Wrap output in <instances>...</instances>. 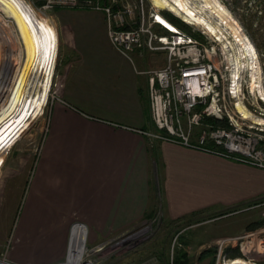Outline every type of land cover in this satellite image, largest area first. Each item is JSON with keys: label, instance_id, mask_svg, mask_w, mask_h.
I'll list each match as a JSON object with an SVG mask.
<instances>
[{"label": "crops", "instance_id": "obj_1", "mask_svg": "<svg viewBox=\"0 0 264 264\" xmlns=\"http://www.w3.org/2000/svg\"><path fill=\"white\" fill-rule=\"evenodd\" d=\"M55 13L62 14L64 25H70L66 16L83 14L88 31H96V47L90 45L92 35L74 37L76 30L61 48L58 99L50 106L26 207L13 231L8 252L12 262H59L74 221L86 224L91 246L149 221L157 210L181 231L205 223L198 216L215 206H221L217 215H222L221 210L264 194V169L148 135L156 128L146 72L164 64L162 51H150L162 55L145 59V49H134L127 59L108 42L102 11L57 7ZM45 23L57 53V32ZM21 201L18 194L7 226L2 217L10 210L0 214V246L12 232Z\"/></svg>", "mask_w": 264, "mask_h": 264}, {"label": "built area", "instance_id": "obj_2", "mask_svg": "<svg viewBox=\"0 0 264 264\" xmlns=\"http://www.w3.org/2000/svg\"><path fill=\"white\" fill-rule=\"evenodd\" d=\"M160 1L161 8L152 0H36L32 4L37 2L43 12L57 7L102 11L108 41L121 55L131 59L134 49L165 54L161 67L146 72L149 113L156 128L149 136L264 169V48L247 31L238 14L243 13L236 9L237 13L230 0L217 1L227 13H219L211 0ZM177 2L188 8L185 9L189 15ZM162 12L177 18L179 25L166 19L171 26L157 22V14L163 16ZM196 17L206 24L198 23ZM124 25L131 27L121 29ZM258 26L257 21L252 22L255 30ZM52 97L58 99L56 94ZM206 118L220 123L204 121ZM196 128L199 130L195 132ZM125 233L128 232L89 246L86 227L82 222H74L69 228L63 259L55 264H99L96 257L106 255L119 243L122 245L127 239L123 237ZM262 233L259 229L216 240L215 264L232 258L230 255L237 249L236 256L259 260L264 250L251 259L242 247L245 243L253 244L252 236ZM259 241L264 242V238ZM177 245L180 246L179 242ZM0 264L18 263L8 260L3 253ZM155 264H161L158 257Z\"/></svg>", "mask_w": 264, "mask_h": 264}, {"label": "rangeland", "instance_id": "obj_3", "mask_svg": "<svg viewBox=\"0 0 264 264\" xmlns=\"http://www.w3.org/2000/svg\"><path fill=\"white\" fill-rule=\"evenodd\" d=\"M26 1L36 13L42 27H45L47 30V36L51 45L50 50L52 53V56L50 53V57L53 58V60L51 59L50 63L47 62V65L45 66L47 67V71L44 86L41 88V99L40 102L35 105L38 107L37 110L42 105L41 109L38 112L33 110L31 113L30 111L31 117L27 118V120L26 117L22 119V121L18 124L17 129L10 133L8 141L0 144V214L4 211L10 210L2 217L3 226H7V222L11 221V210H13L15 206L18 194L22 199L19 209L18 206H16L17 212L13 215L14 221L12 219V232L5 239L4 244L0 246V254L6 253V258L8 260H10L8 258V252L11 247L10 245H12L14 228L18 225L20 215L26 207V200L24 201V199L27 196L30 181L34 174L32 169L33 167L35 168V166L33 165L37 162L38 157L40 156L46 137L50 118V106L57 100L55 98L53 99L52 96L56 94L55 88L57 87L58 76L57 66L62 57L61 48L66 46V43L71 37L73 39V32L76 30L78 31L75 32L74 37L76 36V38L81 40H84L86 37V39L89 37L91 39L94 38V40L90 41V45H92L91 47H96L94 44V42H96V31L92 33L88 31L87 27H85V19L81 17L83 14L79 13L80 16L65 15L66 20L69 21L70 25H64L62 23V18L64 17H62V14L60 13H55V9L43 12L37 2H35L34 5L32 4L36 0ZM230 1L234 10L240 9L243 14H246L241 15V13H238L236 10L241 20L246 24L247 31L256 39L255 42L260 44L261 48H264V0H255V2H252L253 0H245L244 3H241V0ZM70 11L76 12V9H70ZM1 13L2 12L0 11V16L3 18L4 14ZM59 15L61 16L59 17ZM40 17L45 18L51 25H53L57 32V53L56 45L54 46L53 39L51 41L49 31L46 28V23ZM164 19L174 25H179L168 16ZM254 21H257L259 30H255L252 27V22ZM81 43L84 44L85 42L82 41ZM106 44L109 45L107 41ZM143 52L145 59H149L150 56L160 57L162 55L161 52H150L146 49ZM1 64H3V61H0V65ZM7 65H9V62ZM197 130H199V128H196L195 132ZM220 207L221 206H215L213 207L214 209L211 208L212 210L209 213L198 216L199 218L197 220L204 221L205 223L199 222L200 224H196V226L191 225L181 231L177 230L178 228H172L174 225L166 223L161 215V210H157L149 221H144L141 225L129 227L106 238L105 241L115 238L119 233L128 232L123 235V237L125 236L127 239L122 243V245H120V243V246L117 244V246L114 248L112 247L111 251L106 255L96 257V260L99 264H155V258H159L160 256L162 257L163 254V256L168 259V262L172 264V262L169 261L170 255H172L171 252L174 255L176 250H182L187 254V256L191 257V259H189V264H215V251L217 249V246L215 245L216 240L241 235L245 232H254L259 229L264 232V194L257 197L255 200H249L244 203L235 204L229 208L227 207L221 210L225 212L224 214L217 215L219 213L217 212L219 211L218 208ZM208 217L217 218H212V220L210 218V220H207ZM192 219H194V217L187 218L181 223H186ZM23 222L24 214L21 223ZM74 222H72L70 226ZM259 222L262 223L257 226L254 225V228H248L249 225ZM70 226L68 227V233ZM84 226L86 227V224H84ZM178 231H180L179 235L182 233L177 238V242H179L181 247H177L178 245L176 242L172 248L174 236ZM259 237L264 238V233L260 234ZM259 237L252 236V242L254 241V243H257V241L260 240ZM261 244L262 247L259 249L257 248L253 254L247 252H245V254H249V256L253 258L256 256L258 257L261 250H264V242L261 241ZM248 247L253 248L251 245ZM209 248L214 249V251L212 253L205 251ZM242 248H244V246ZM237 252L239 253L238 249ZM237 252L230 255L232 258L229 259L235 260L234 257L238 255ZM236 259L238 262L245 261L244 264H257V262H255L257 260L248 261L240 257H237ZM224 264H228V261L224 260Z\"/></svg>", "mask_w": 264, "mask_h": 264}, {"label": "bare ground", "instance_id": "obj_4", "mask_svg": "<svg viewBox=\"0 0 264 264\" xmlns=\"http://www.w3.org/2000/svg\"><path fill=\"white\" fill-rule=\"evenodd\" d=\"M152 1L155 6L163 7L160 0ZM217 1L211 0V3L219 9V13H227ZM177 5L189 15L188 8L183 3L177 2ZM0 11L4 14L3 18L0 16V61H3L2 66L0 65V144H3L30 111L38 112L41 109L42 105L38 110L35 105L41 99V88L44 86L47 71L45 66L52 58L47 30L42 27L36 13L27 3L22 0H0ZM156 19L157 22L171 26L159 14ZM42 20L47 21L45 18ZM196 20L198 23H205L199 18ZM82 228L83 226H80V229ZM79 239L82 247L83 233ZM248 246V243H245L242 250L253 254L262 244L257 241L254 245L251 244L253 248ZM224 260H219L216 264H224ZM243 262L245 261H239Z\"/></svg>", "mask_w": 264, "mask_h": 264}, {"label": "trees", "instance_id": "obj_5", "mask_svg": "<svg viewBox=\"0 0 264 264\" xmlns=\"http://www.w3.org/2000/svg\"><path fill=\"white\" fill-rule=\"evenodd\" d=\"M162 14H163V16H165V17H169L170 19H172L173 21H175L176 23H180V21L177 19V18H175V17H173L171 14H169L168 12H162ZM131 26H129V25H124L123 27H121V29H127V28H130ZM204 121H209V122H211V123H213V124H218V123H220L219 121H217V120H212V119H209V118H206ZM262 222H259V223H256V224H252V225H249L248 226V228H254L255 226L254 225H260ZM249 245H251V244H249ZM205 251H209V252H213L214 251V249H212V248H209V249H207V250H205ZM248 256H249V254H247ZM238 256H235L234 258H237ZM250 257V256H249ZM241 258V257H240ZM252 258V257H251ZM159 261H160V263L161 264H170L169 262H168V259L167 258H165L164 256H163V254H162V257L160 256L159 258ZM244 259V258H243ZM213 261V260H212ZM228 261V264H244V262L243 263H239V262H237V261H235V260H231V259H228L227 260ZM172 264H189V258H188V256H187V254L184 252V251H182V250H176L175 252H174V255H173V259H172ZM257 264H264V254H263V256L259 259V260H257Z\"/></svg>", "mask_w": 264, "mask_h": 264}, {"label": "clouds", "instance_id": "obj_6", "mask_svg": "<svg viewBox=\"0 0 264 264\" xmlns=\"http://www.w3.org/2000/svg\"><path fill=\"white\" fill-rule=\"evenodd\" d=\"M13 143V142H12Z\"/></svg>", "mask_w": 264, "mask_h": 264}]
</instances>
